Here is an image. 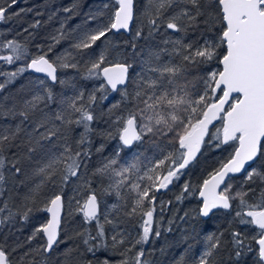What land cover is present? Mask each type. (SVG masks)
<instances>
[{"label":"snow or ice","instance_id":"snow-or-ice-1","mask_svg":"<svg viewBox=\"0 0 264 264\" xmlns=\"http://www.w3.org/2000/svg\"><path fill=\"white\" fill-rule=\"evenodd\" d=\"M17 3L0 4V22L20 15L9 14ZM134 8L135 0H114V11L106 21L90 16L96 26L76 35L70 45L74 51L54 57L50 53L65 38L62 29L47 51L40 48L36 54L15 38L0 41V51L7 50L0 54V62L16 65L0 71V120L9 121L0 124V231L15 224L17 216L27 222L34 213L48 214L24 243L9 246L5 236L0 242V264H49L58 245L65 242L61 235L67 231L69 215L82 217L83 227L74 231L73 238L83 250L79 244L66 249L60 264H152L144 245L162 234L154 217L156 194L179 181L204 146H230L232 151L198 187L186 182L176 200L198 192L200 204L193 219L211 218L223 210L232 220L204 237V248L192 264H221L220 254L229 243L237 260L251 253L253 264H264V0H147L148 36L143 28L135 32L130 48L133 57L141 56L140 70L130 75L134 65L127 55L118 44L110 48L106 42L110 33L131 30ZM201 23L213 35L202 33L201 40L188 43L181 35L175 39L166 35L161 44H170L171 51L157 47L147 54L137 52V40L157 33L186 34ZM98 41L104 47L95 54L88 51ZM165 55L168 60L163 59ZM174 57L181 63L174 62ZM211 65L216 67L199 77L202 88L194 90L196 85L187 77L193 69ZM68 70L94 81L92 90L77 88L75 77L63 78L61 73ZM28 71L40 75L29 82L30 87H21L23 95L4 94L9 84ZM56 85L70 86L72 95L57 93ZM111 93H119L121 99L107 113L101 110L97 115L100 102ZM104 115L107 127H93ZM76 129L82 131L76 133ZM95 138L102 142L93 151ZM146 138L153 143L166 140L172 150L165 154L161 148V155L147 164L139 154L130 162H120L124 149ZM117 139L113 154L104 156L106 144ZM93 155L100 159L90 168ZM26 161L36 162L31 175L38 179L17 204L6 193L24 186L25 180L17 177L26 176ZM239 173L244 179L236 188L232 181ZM72 184L82 199L74 195L66 204L63 190ZM45 188L52 190L50 195ZM110 196L115 197L113 203L103 199ZM159 207L162 214L163 201ZM135 218H139V231L133 236L122 226ZM234 221L251 229V234L233 228ZM173 222L170 219L168 224ZM33 241L38 243L26 247ZM190 250L191 246L186 252ZM102 252L108 255H98ZM115 255L121 258L114 261ZM178 264H185L183 255Z\"/></svg>","mask_w":264,"mask_h":264},{"label":"trees","instance_id":"trees-1","mask_svg":"<svg viewBox=\"0 0 264 264\" xmlns=\"http://www.w3.org/2000/svg\"><path fill=\"white\" fill-rule=\"evenodd\" d=\"M4 3L5 0H0V4ZM105 4H108L109 7L105 8ZM146 5L147 0H135V19L130 34H115L113 32L109 34V41L106 42L109 43V47L110 45L118 44L119 50L127 55L129 63L134 65V67L130 69V75H135V73L140 70L141 56L133 57L130 48L135 32L138 28H143L145 37L148 36L146 18L144 15ZM21 9H23V11H21ZM65 9H72V11H65ZM113 11L114 0H19V3L9 10V14L20 12V15L13 16L11 19L0 22V41L15 38L17 41L26 44L30 53L36 54L40 51V48L47 51L48 46L53 43L52 38L58 36V30L62 29L65 38L62 39L60 43L56 44L53 53H50V56L54 57L56 54L63 53L65 50L74 51L70 48V45L74 42L76 35L82 33L86 28L90 29L95 27L97 21H106ZM101 13H103V15H101ZM90 16H96L97 21H89ZM37 21H39V24L36 27H31V25L36 24ZM24 29L28 31H24ZM202 33L208 36L213 35L212 32L207 31V26L203 23H201L198 28L192 29L186 34H173L170 32L167 34L157 33L152 37L137 40V52L143 50V53L147 54L149 49L157 47H167L169 51H171L172 46L170 44H161V41L166 38V35H171L173 39H175L177 35H181L183 36L184 42L188 43L201 40ZM38 46L40 47L38 48ZM103 47L104 44L98 41L97 45L88 51L95 54ZM0 54H7V50L0 51ZM87 58V56L84 57V59ZM163 59L168 60L169 57L165 55ZM173 59L174 62L181 63L179 57H174ZM15 67L16 65L10 66L0 62V71H10ZM215 67V65L201 66L192 70L193 74L189 75L187 79L196 85V89L194 90L202 88L199 77L206 75L208 71ZM81 72H83V68ZM61 76L70 80L75 77L74 83L77 88H84L86 91H91L95 83L94 81L81 79L72 70L62 72ZM36 77L37 76L29 72L24 73L15 82L7 86L4 94H16L17 98H19L20 95H23V93L19 92L21 87H30L29 82L34 81ZM2 80L3 77H0V81ZM180 82L183 83V80ZM55 91L57 93L63 91L65 95H72L73 93V89L70 86L62 88L60 85H56ZM120 99L119 93H111L108 100L100 102L99 107L96 109L97 115L100 114L101 110L107 113V109ZM106 120L107 115H104L98 122H94L93 127L98 129L107 127L105 123ZM10 122L14 124L16 121ZM4 123H9V121L0 120V124ZM216 126L218 127L219 123ZM80 131H82V129H76V133ZM211 131L215 132V128H212ZM101 142L102 140L100 138H95L93 151ZM118 144V139L108 142L103 155L109 156L113 154ZM161 148L164 149L165 154L167 151L172 150L168 146L166 140L153 143L152 139L146 138L143 143H138L131 149H124L121 153L120 162H130L134 159L135 155L139 154L140 159L147 164L149 159H155L161 155ZM231 151L232 148L230 146H223L221 149L209 148L207 146L202 147L196 159L183 170V175L180 180L170 185L169 189L162 190L156 194L157 209L156 213H154V217L159 221L162 234L159 238L150 240L148 244L144 245L145 249L151 252L148 258L152 261V264H178L182 255L184 256L185 264H192L193 259L198 256L204 248V237L211 231L223 229L228 226V221L232 220V215L225 214L223 210L218 211L217 215L211 218L193 219L200 204L198 192L194 195H186L182 201H177L176 196L181 194L183 185L186 182L198 187L203 179L208 177L210 172L219 167L220 162L225 160ZM36 159L39 158L37 157ZM99 159V155H93L90 161V168L95 167ZM37 166L35 161H26L24 164L26 176L17 177V180H25L24 186L18 189L14 188L11 193H6V196L11 195L12 201L18 204L24 193L27 192L28 188L38 179L33 178L31 175L32 169ZM243 179V174L235 176L232 183L236 188H239ZM106 183L107 181H105V184ZM11 186L10 182L9 187ZM93 186L96 187V185ZM75 187L76 185L72 184L64 188L63 195L66 204L74 195H76V199H82L81 195L74 192ZM43 191L50 195L52 190L45 188ZM55 191L58 192L60 190L57 188ZM97 192L99 194V188H97ZM83 195H87V193L84 192ZM103 199L108 203H113L115 201L114 196L103 197ZM160 201H163L165 204V209L162 214L159 207ZM168 202L171 203L169 204ZM72 207H75L74 202ZM185 213H188V216L184 220H181L180 217L184 216ZM46 217V213L37 212L32 214L30 219L25 222L17 216L15 224L5 225L3 231H0V242H3L5 236H7V244L9 246H13L16 243H24L27 237L31 235L36 225L43 222ZM81 219L82 217L80 215H69L67 217V231L61 235V239L65 240V242L58 245L55 253L52 254L49 260V264H60V261L63 259V253L68 248H74L79 244L80 250H83V245L80 244V241L73 238L74 231L83 227ZM138 219L139 218H135L122 227L127 228V230L132 232L133 236H135L139 231ZM170 219L174 220L171 225L168 224ZM169 227H171V231H167ZM232 227L241 232L251 234V229L247 226L239 225L235 221ZM226 239L230 240L227 233ZM37 243L38 241H33L32 244L26 245V247H34ZM189 246H191V250L186 252ZM24 250L26 249H20L19 251ZM98 255L105 256L108 255V253L102 252L98 253ZM88 258L91 259V256L89 255ZM120 258L121 257L118 255L112 257L114 261H118ZM37 259H39V257H37ZM219 260L221 264H253L254 257L253 254L249 253L237 260L232 253V246L229 243L225 250L221 252Z\"/></svg>","mask_w":264,"mask_h":264},{"label":"water","instance_id":"water-1","mask_svg":"<svg viewBox=\"0 0 264 264\" xmlns=\"http://www.w3.org/2000/svg\"><path fill=\"white\" fill-rule=\"evenodd\" d=\"M134 14H135V10H134ZM133 24H134V21L132 22V24H131V26H130V29H132V26H133ZM130 32H131V30L130 31H128V32H125V31H123V30H121L119 33H116V32H114L115 34H124V35H129L130 34ZM29 73H31V74H33V75H35V76H38V75H40V74H36V73H34V72H32V71H28ZM41 78H43L42 76H41ZM216 125L219 123V121H216V122H214ZM210 129H212V126H210ZM199 154V153H198ZM198 154H197V156H198ZM196 156V157H197ZM196 159V158H195ZM194 159V160H195ZM193 160V161H194ZM193 161H191L190 162V164L193 162ZM189 164V165H190ZM243 173H239V174H234V177L235 176H239V175H242ZM200 199V198H199ZM1 215V214H0ZM48 214H46V216H47Z\"/></svg>","mask_w":264,"mask_h":264},{"label":"rangeland","instance_id":"rangeland-1","mask_svg":"<svg viewBox=\"0 0 264 264\" xmlns=\"http://www.w3.org/2000/svg\"><path fill=\"white\" fill-rule=\"evenodd\" d=\"M111 46H112V45H110V48H111ZM112 57H113V58H117L114 52L112 53ZM72 208L74 209L75 207H72Z\"/></svg>","mask_w":264,"mask_h":264},{"label":"flooded vegetation","instance_id":"flooded-vegetation-1","mask_svg":"<svg viewBox=\"0 0 264 264\" xmlns=\"http://www.w3.org/2000/svg\"><path fill=\"white\" fill-rule=\"evenodd\" d=\"M161 191H162V190H161ZM161 191H160V192H161Z\"/></svg>","mask_w":264,"mask_h":264}]
</instances>
